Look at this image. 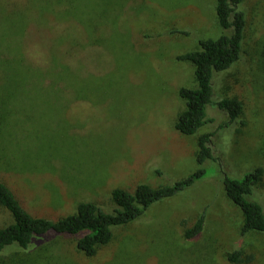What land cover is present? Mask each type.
I'll return each instance as SVG.
<instances>
[{
    "label": "rangeland",
    "instance_id": "1",
    "mask_svg": "<svg viewBox=\"0 0 264 264\" xmlns=\"http://www.w3.org/2000/svg\"><path fill=\"white\" fill-rule=\"evenodd\" d=\"M61 1L0 0V89L15 88L16 98L3 111L0 181L21 204L51 219L83 201L112 211L115 188L157 187L199 169L201 134H211L213 158L203 178L117 228L96 255L59 236L45 264H264V232L242 233L223 184L264 168V0L239 6L242 58L214 83L215 100L237 97L243 114L231 121L209 106L210 121L193 135L175 128L186 107L179 90L197 85L194 64L177 56L222 33L216 0ZM254 197L264 206V176ZM202 211L204 230L187 239ZM12 221L0 207V227ZM237 249L252 260L230 262Z\"/></svg>",
    "mask_w": 264,
    "mask_h": 264
},
{
    "label": "trees",
    "instance_id": "2",
    "mask_svg": "<svg viewBox=\"0 0 264 264\" xmlns=\"http://www.w3.org/2000/svg\"><path fill=\"white\" fill-rule=\"evenodd\" d=\"M244 1L216 0V13L222 33L216 38H201L200 48L177 56L179 60L194 64L197 82L195 87H182L179 90L186 107L178 115L175 128L184 135L195 134L210 121L209 106H218L226 111L231 121L243 114L244 104L239 98L226 96L215 100L214 83L220 73L230 69L242 58L247 17L239 6ZM11 90L15 88L0 89V142L8 137L6 125L10 116L3 114V111L10 110L6 109L9 99H16L12 97ZM210 140V133L199 137V169L174 183L157 187L140 183L134 191L115 188L111 194L114 203L112 211L105 210L93 201H83L75 212L57 219L34 216L21 204L13 190L0 181V207L9 211L13 218L11 223L0 227V264H45L44 259L50 260L55 255L50 238L59 236L74 238L79 251L87 256L96 255L100 246L113 240L117 228L136 221L153 204L176 196L206 175L203 164L213 158ZM263 176L264 168L258 166L242 177L225 175L223 178L227 197L242 211L243 234L264 232V206L254 197ZM205 222L206 211H202L194 223L185 228V237L191 239L199 236ZM37 251L40 254L33 257ZM227 257L232 263L252 260V256L245 255L241 249L229 252Z\"/></svg>",
    "mask_w": 264,
    "mask_h": 264
}]
</instances>
